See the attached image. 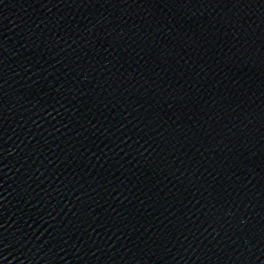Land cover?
Listing matches in <instances>:
<instances>
[{"label":"water","instance_id":"95a60500","mask_svg":"<svg viewBox=\"0 0 264 264\" xmlns=\"http://www.w3.org/2000/svg\"><path fill=\"white\" fill-rule=\"evenodd\" d=\"M0 264H264V0H0Z\"/></svg>","mask_w":264,"mask_h":264}]
</instances>
